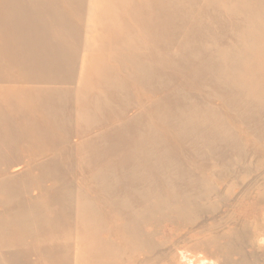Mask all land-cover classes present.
<instances>
[{
  "label": "rangeland",
  "instance_id": "1",
  "mask_svg": "<svg viewBox=\"0 0 264 264\" xmlns=\"http://www.w3.org/2000/svg\"><path fill=\"white\" fill-rule=\"evenodd\" d=\"M82 1V14L70 15L76 40L6 28L42 71L19 77L12 53L0 51V174L32 163L14 193L42 194L51 209L69 189L75 244L90 213L103 244L124 246L121 264H264V0ZM13 5L23 19L40 15L34 0ZM13 121L31 126L10 131ZM18 142L38 152L23 159ZM171 193L196 195L198 209L161 211ZM137 216L150 250L121 235Z\"/></svg>",
  "mask_w": 264,
  "mask_h": 264
},
{
  "label": "bare ground",
  "instance_id": "2",
  "mask_svg": "<svg viewBox=\"0 0 264 264\" xmlns=\"http://www.w3.org/2000/svg\"><path fill=\"white\" fill-rule=\"evenodd\" d=\"M21 1L22 3L24 2V0H21ZM21 1L0 0V4L5 5L4 8L0 10V38L2 39V41H0L2 42V44H0V51L8 50L6 51L8 52V55H9V52L12 53L11 56H9L7 60L15 61L14 63L16 64L14 65V67L15 69H17L18 72H20L19 77H27V78H29L30 76L38 77L39 76L38 71L41 70L42 65L36 66L32 63L34 60H36L39 63H42V59L40 58L38 59V57L34 58V55H35L34 53L30 54L27 57L23 50L21 42L20 41L15 42L13 38L8 37L7 36L8 31L6 32V28L8 26L10 27L15 26L17 28L25 30L22 33V35H25L26 33L31 32L32 30L35 29L37 32L36 34L40 36L42 41L50 40L51 37H53V34L51 33L52 31H54V33L58 32L57 34L62 35V36L69 35L74 40H76V34L78 33V29L76 25L79 23V20H76V23H74L75 20H73V17L72 16L70 17V15H73L74 13H76L77 15L82 14L83 11L80 7H82L83 5H81L80 0H34L35 3L37 2L41 4V8L39 10L40 15L38 16V13L36 16L28 14L26 15V18L23 19L21 17H18V15H20V13L18 14L16 11L18 7H15L13 5V4H19ZM27 9L28 7H26L24 11H27ZM56 36L54 35V37ZM87 42L89 43V41ZM55 45H57V43H55ZM15 47L17 49L21 48L23 50V53H22L23 55L21 53L20 54L16 53ZM53 53L54 51L53 52L50 51L47 54V56H49L51 60L53 58L55 59L54 64L60 63L56 57L57 55L56 54L54 55ZM60 61L64 62L65 60L60 59ZM69 64H70L69 62L65 61V65L70 69L71 65L69 66ZM217 65L218 64L214 66L216 67L215 69H217ZM51 102H55V100L52 99ZM3 120L7 121V119H3ZM6 121H3V122H6ZM0 122H1V119H0ZM27 123L21 124L18 121H13V125L8 130L14 131L17 129V127L20 126L22 127L21 129L24 128L28 131L31 124L27 125ZM166 130L164 131L166 132ZM171 139H174V138H171ZM6 140L7 139H5V141ZM175 142L173 143L175 144ZM173 143L172 145L174 147ZM24 144L23 142L17 143L18 149L19 150L21 149V154L29 153L30 155L29 154L28 155L30 157H34L36 155L35 152L37 150L33 148H31L30 150L25 148L26 150H23V147L25 146L29 147L26 144L24 146ZM4 149L5 148L0 146V157L3 155L2 152L4 151ZM22 156L24 159L23 154ZM41 156H43V154ZM63 158L66 159L65 152L63 154ZM5 161H9V159L5 157ZM27 162L28 161H26V163ZM31 164H29V166ZM16 166L18 165H12L11 166L12 170L7 171V172L3 171V173L0 174V185H2L3 194H4L2 197V193L0 191L1 193L0 204L2 205L5 203L4 207H2V209L0 210V264H121L122 263L121 260L123 259L124 254L127 253L124 246L121 245V242L119 244L120 247H116L118 244L114 245L113 243H109L108 241H103L104 242L103 244L101 242L102 240H100L97 237L96 229H98L97 224H99V222H96L94 216H90L91 215L90 213H86L87 214L86 216L84 215L85 216L83 220L84 227L81 230L82 239L81 240L78 239L79 240L78 244L77 243L75 244L76 236L74 238V235H72L71 233V219H70L71 217L69 215V210L71 211V209H69L70 208L69 189H67L64 193L61 192V195L58 194L59 196L55 197V204L59 205L61 209H58V208L51 209L49 204H51L52 201L48 202V200L45 197H43L42 194L37 195V197H34L31 200L29 199L26 200L27 198L23 199L21 198L22 196L15 194L14 192H16L15 187L17 184L14 178H17L18 176H22V175L23 176L28 175L29 174L28 170L30 169L28 165H26L28 167H25V168L21 166L14 168ZM62 179L63 177L61 176L58 178H54V181L60 182ZM54 185L56 186L57 183ZM67 191H68V194H67ZM55 193L57 192L54 187L51 188L48 192L49 195H54ZM173 195L174 194L172 195L165 194L164 196L162 195L160 197V210L161 211L164 209L168 210L169 208L174 213L178 212L180 214H183L185 212L184 214L188 215L189 213L198 209L196 208L197 205H199L196 195L195 196L191 195L189 197H186L182 200H177V201L174 200L173 198L170 199L171 198L170 196H173ZM195 199H196V203H193V200ZM123 204H124L123 201L116 200L115 202V205L117 207L119 205H122V206H119L120 208L123 207ZM88 207L93 209L94 211L97 210L96 205L89 204ZM134 216L135 215H133L132 217ZM140 218H138L137 216L136 221L133 220L134 218L131 219L130 221H127L129 223L127 224V226H124L125 229L121 227L122 229L121 232L123 230L124 231L123 233L121 232L120 233L123 236L124 235L129 236L130 239L133 240L134 242L133 247L135 249H139L140 251V248L143 247L146 250L147 249L150 250L151 248H153L150 242V239H147L146 237L141 236V232L139 229V225L141 222ZM145 218L146 217H144V219ZM127 220L129 219L127 218ZM238 233L243 234V238L247 236L243 230H239ZM129 237L127 238L129 239ZM121 240L122 239H120L119 241ZM80 241H83V243H81ZM237 242H236V247L239 249L240 248L239 243H241L242 240H237ZM223 245H225L224 249H226V252L227 251L230 252L231 250H233L232 242L230 240H227ZM135 249L133 250L135 251ZM261 255H263V252L256 253L253 251L250 257L257 259ZM243 257L244 256H241L240 259L237 260L236 264H248V259L243 258ZM124 258L126 257L124 256ZM251 258H249V260Z\"/></svg>",
  "mask_w": 264,
  "mask_h": 264
}]
</instances>
